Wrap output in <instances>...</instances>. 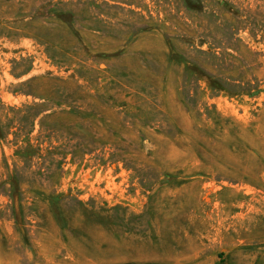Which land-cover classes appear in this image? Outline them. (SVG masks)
Masks as SVG:
<instances>
[{
  "label": "rangeland",
  "instance_id": "374dc122",
  "mask_svg": "<svg viewBox=\"0 0 264 264\" xmlns=\"http://www.w3.org/2000/svg\"><path fill=\"white\" fill-rule=\"evenodd\" d=\"M257 7L0 0V264H264Z\"/></svg>",
  "mask_w": 264,
  "mask_h": 264
},
{
  "label": "trees",
  "instance_id": "16d2710c",
  "mask_svg": "<svg viewBox=\"0 0 264 264\" xmlns=\"http://www.w3.org/2000/svg\"><path fill=\"white\" fill-rule=\"evenodd\" d=\"M260 9L262 8L257 7L253 11H248V9H240V11H244L246 13H241L240 11H238L239 22L247 23L245 29H248L252 36L264 34V11L263 9L262 10ZM238 88H240L241 91V89H243V85H238ZM225 90L230 91L229 89H225ZM254 90L260 92V90H257L256 88H254ZM0 106H3L1 105V101H0ZM2 123H3L2 107H0V139L4 140L6 136L2 131Z\"/></svg>",
  "mask_w": 264,
  "mask_h": 264
}]
</instances>
